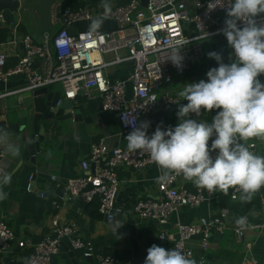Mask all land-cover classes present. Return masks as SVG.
<instances>
[{
	"label": "built area",
	"instance_id": "2783aa9c",
	"mask_svg": "<svg viewBox=\"0 0 264 264\" xmlns=\"http://www.w3.org/2000/svg\"><path fill=\"white\" fill-rule=\"evenodd\" d=\"M105 3L76 9L56 5L52 15L55 30L46 32L38 44L32 38L25 37L24 55L15 67L7 69V56L0 53V83H7L11 77L20 75L25 81L23 91L34 92L59 85L62 99L72 102L81 92L91 99L88 93L96 91L101 99L102 111L115 115L121 134L126 137L132 131L127 119L135 117L139 125L157 108L179 104L178 99L170 94L158 96L157 92L171 83L172 72L183 75L203 58V40L222 36V28H215L214 24L217 16L226 13L229 0H193V16L189 15L184 0H148L146 8L140 6V0H132L125 6L107 3L108 8H105ZM96 18L112 22L116 28L96 33H71L69 30L73 25L90 23ZM256 19L258 25H264V16ZM188 25H192V31L187 29ZM185 38L189 44L180 50L183 61L178 68L168 59L174 46H180ZM124 64L131 65L126 80L115 76L118 66ZM6 95L0 94V100ZM245 146L255 154L254 143ZM212 156L215 157L214 152ZM6 159L7 153L0 151V165ZM79 166L81 173L78 177L60 184L55 176H51L50 182L62 185L67 200H79L86 204L97 201L98 214L108 222L115 221L119 213L116 209L119 171L157 168L147 152L110 147L104 141L92 145L88 157ZM182 177L173 174L166 181L157 179L156 199L137 202L131 210L132 215L140 221L153 222L163 228L182 208L196 209L214 201L215 191L209 193L197 189L191 193L183 186H177ZM33 180L31 177L28 192L33 191ZM239 194L240 191L235 189L231 198L235 200ZM46 195V190L39 191L41 198ZM53 206L58 207L55 203ZM260 206L264 211V195H260ZM228 217L229 211L222 209L216 216L197 223L177 224L175 233L160 232L158 239L171 243L172 248L194 258L197 264H206L203 257L196 259L190 247L194 238L199 237L200 248L208 251L212 232H223L229 225L239 240L246 236L248 230L264 232V224L250 225L246 219L244 224L238 221L230 224ZM64 241H69L72 250H81L84 258H95L97 264H119L114 256L95 255L92 245L78 237L71 223H60L58 219H53L49 233L33 246L28 264H51ZM12 244L19 248L30 246L28 241H19L15 233L0 221V251L10 248ZM243 264L258 262L251 258Z\"/></svg>",
	"mask_w": 264,
	"mask_h": 264
},
{
	"label": "crops",
	"instance_id": "0c3cea01",
	"mask_svg": "<svg viewBox=\"0 0 264 264\" xmlns=\"http://www.w3.org/2000/svg\"><path fill=\"white\" fill-rule=\"evenodd\" d=\"M192 1L184 0L190 16H193L194 13ZM100 3L97 1L91 5ZM113 4H116V2L113 1ZM224 21L221 20L220 23L224 24ZM91 23L76 24L71 26L69 30L71 33L89 31ZM214 27L221 28L222 26L216 20ZM115 28L114 23L103 21L98 31L107 32ZM187 29L192 31V25H188ZM44 34L28 32L25 37L32 38L34 43L38 44ZM201 47L203 58L183 75L172 72L171 83L157 92L158 96L170 94L178 99L179 104L174 107H159L141 121L149 122L148 132L150 134L158 126L163 129V121H166L168 128H174L177 125L179 105L187 103L179 96V92L187 83L206 79V73L218 66L215 60L209 58L208 53L217 52L222 56L223 62H232V49L222 36L203 40ZM0 53L7 56L8 67L13 68L24 55L23 42L6 44L3 40L0 44ZM130 71L131 65H120L115 71V76L126 80ZM259 79L264 82V76L259 77ZM24 86L25 81L23 78L0 83V94H7V97L4 98V100H7L6 102L3 99L0 100V115L4 110V106H7L5 104L10 107L15 104L11 98H15L24 89ZM48 90L49 93L60 92L62 94L59 85H53ZM88 94H90L91 99L86 98V94L81 92L74 102L71 101L74 108L80 110L83 120L79 122L67 121L55 126L54 130H47L45 142L40 146L41 154L36 157L35 165L24 159L21 148L15 143L16 136L4 134L9 143L18 147L19 154L13 157L5 146H0V151L7 153L6 161L0 165V174L11 176V183L4 186L7 198L0 201V221L4 222L15 233L19 241L30 242V246L24 248L12 244L10 246L12 250L10 258L12 260L21 258L28 261L29 256L33 253V246L40 243L43 237L49 233L53 219H58L60 223H71L75 227L78 237L92 245L95 255L114 256L119 264L134 263L130 243V241H133L132 245L135 244L138 247L142 264H144L147 249L152 245L161 246L165 249L172 248L171 243L161 242L158 239L160 232L165 231L173 234L176 231L177 224H194L201 219L216 216L220 210L224 209L220 204L223 192L217 190L215 191L216 198L212 203L204 204L196 209L182 208L176 215L171 217L169 224L163 228L153 222L140 221L132 215L131 210L141 200L156 199L157 179L161 175L160 170L156 167H148L140 171L130 169L119 171L120 188L116 197V209L119 210V217L113 225H109L104 218L100 217L97 201L86 204L79 200L65 199L60 184L80 175L79 165L88 157L92 145L104 141L110 147H127L126 138L121 134L115 115L102 111L101 99L96 91H91ZM215 114V111L205 114L202 112L200 116L190 114L189 118L211 122ZM159 116H162V118H159ZM48 137H51L52 141L46 144ZM241 143H245V145L254 143L256 145L255 154L264 155V140L252 138L247 142L241 141ZM51 176H55L60 184H52L50 182ZM31 177L34 179L31 183L33 191L28 192L27 187L30 185ZM176 185L183 186L191 193H195L198 189L191 181H187L183 177L178 180ZM45 190L47 195L41 198L39 191ZM232 194H230L231 197ZM241 195L240 193L235 200L231 199L240 202L244 207H248V210L239 209L236 213L237 217L232 218L229 215L228 222L231 224V222H237L243 218L250 225L264 224V211L259 204V200H257V196L259 199V195H264V188H261L248 201L242 200ZM53 203L57 204L58 207L54 208ZM199 242V237L194 238L190 242V247L194 250L196 259L203 257L206 264H243L251 258L255 259L258 264H264L263 231L248 230L246 236L239 240L235 237L229 225L223 232H212L208 251L202 250ZM70 252H73L77 258H83L81 250H72L69 241H64L58 256L52 259L51 264H69ZM80 264L88 263L81 261ZM93 264H97L95 258H93Z\"/></svg>",
	"mask_w": 264,
	"mask_h": 264
},
{
	"label": "clouds",
	"instance_id": "9594fccd",
	"mask_svg": "<svg viewBox=\"0 0 264 264\" xmlns=\"http://www.w3.org/2000/svg\"><path fill=\"white\" fill-rule=\"evenodd\" d=\"M104 6L108 8L109 4ZM262 15L264 0H229L220 33L232 49V62H223L217 52L208 53L218 66L206 73V79L187 83L179 92L187 103L179 105L174 128L163 130L158 126L149 135V122L137 125L135 117L125 118L132 127L125 137L127 150L147 152L161 172L159 181H166L173 174L182 175L209 193L238 189L245 201L264 188V155H256L245 143L238 142L264 140V82L259 79L264 76V25H258L256 19ZM102 22V18L94 19L90 33H96ZM188 44L185 38L180 46H174L168 59L174 66H182L180 50ZM213 111L216 114L211 122L189 118L190 114L200 116ZM0 146H5L13 157L19 154L18 147L2 133ZM10 183L9 174H0V201L7 198L4 186ZM238 223L244 224L243 218ZM144 264L197 261L176 248L152 245Z\"/></svg>",
	"mask_w": 264,
	"mask_h": 264
},
{
	"label": "water",
	"instance_id": "95a60500",
	"mask_svg": "<svg viewBox=\"0 0 264 264\" xmlns=\"http://www.w3.org/2000/svg\"><path fill=\"white\" fill-rule=\"evenodd\" d=\"M98 0H83L86 5L96 3ZM65 0H0V30L4 32L6 44L22 43L28 32L51 33L55 30L52 25L53 9L61 4L64 7ZM148 0H140V6L146 8ZM226 13L216 17L218 24L223 28L221 20H225ZM222 38H225L222 35ZM22 78L20 75L9 80ZM80 95V94H79ZM78 95V96H79ZM4 100V99H3ZM15 102L11 107L4 106L0 115V133L15 135V143L22 150L25 160L35 165V159L41 154L40 146L45 142L47 130H54L55 126L67 121H82L80 110L74 108L69 100H63L60 92L49 93L48 88L34 92L23 91L11 98ZM7 101L6 99L4 100ZM162 118V116H159ZM163 130L168 129V124L163 121ZM61 195V194H60ZM115 221L108 222L113 225ZM133 264H142L138 247L132 245ZM62 247V243H61ZM10 248L0 251V264H28L21 258L12 260ZM69 264H80L85 261L93 264V258H77L73 252L69 253Z\"/></svg>",
	"mask_w": 264,
	"mask_h": 264
},
{
	"label": "trees",
	"instance_id": "16d2710c",
	"mask_svg": "<svg viewBox=\"0 0 264 264\" xmlns=\"http://www.w3.org/2000/svg\"><path fill=\"white\" fill-rule=\"evenodd\" d=\"M98 1L99 2L104 1L106 3H113V1H114V3L116 2V4H118V6H125V5L129 4L132 0H98ZM64 7L76 9V8L88 7V6L82 0H65ZM5 36L6 35L4 34V32L2 30H0V44H2ZM17 64H18V62H17ZM6 68L9 69L10 67H8V65H7ZM51 141H52L51 137H48L46 140V144L51 143ZM233 191H234V189L230 188L227 193L223 192L222 198L220 199L221 206H223L224 209L229 210V213H230L229 215L232 218L237 217L236 213L238 212L239 209L248 210V207H244L242 204H240V202L232 201L230 194H232ZM257 200H259V204H260V195H259V199L257 196Z\"/></svg>",
	"mask_w": 264,
	"mask_h": 264
}]
</instances>
